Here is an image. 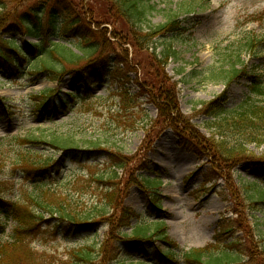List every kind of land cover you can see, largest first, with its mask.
<instances>
[{
	"label": "rangeland",
	"instance_id": "rangeland-1",
	"mask_svg": "<svg viewBox=\"0 0 264 264\" xmlns=\"http://www.w3.org/2000/svg\"><path fill=\"white\" fill-rule=\"evenodd\" d=\"M146 1L156 6L149 16L153 26L166 23L167 16L181 9L192 11L178 18L181 29L151 35L140 44L136 31L112 14L107 0H61L56 8L59 21H64L69 7L80 21L68 33L72 42L84 36L102 48L89 65L95 74L87 83L71 73L58 78L31 71L29 58L16 65V72L0 63V199L15 202L27 186L24 171L35 168L40 159L67 156V169L50 181L62 190H86L82 202L91 204L98 202L102 188L95 176L121 165L124 168L117 172L123 205L149 224L164 220L180 250L212 245L214 251L239 257L237 264H264V203L250 199L256 185L264 188V144L248 145V152L235 161L214 155L210 148L235 143V136L227 139L216 122L218 116H227L225 110H234L251 97L253 83L252 77L244 75L226 88L212 78L237 62L238 68L259 70L264 84V51H258L264 43L258 49L248 46L251 38L264 39V0ZM0 35L6 40L16 38L22 47L39 42L20 32ZM148 45L158 46V52L171 45L178 60H170L163 71ZM47 90L63 96L67 107L56 97L57 110L51 101L46 112L37 111L35 104ZM224 92L227 100L220 102L222 111L206 109ZM73 94L81 99L70 97ZM38 130L73 137L80 151L62 153L26 142L33 137L39 140ZM93 142L99 146L91 147ZM195 146H201L202 157L195 154ZM140 175L160 180L161 186L142 187ZM151 195L159 201V210L151 207ZM135 219L131 226H136ZM41 225L32 247L51 257L49 264H71L73 249L111 241L122 258L128 256L126 264L139 260L142 249L153 255L154 248H166L155 241L129 250L108 225L90 233L58 230L56 222ZM130 227L124 231L129 233Z\"/></svg>",
	"mask_w": 264,
	"mask_h": 264
},
{
	"label": "trees",
	"instance_id": "trees-1",
	"mask_svg": "<svg viewBox=\"0 0 264 264\" xmlns=\"http://www.w3.org/2000/svg\"><path fill=\"white\" fill-rule=\"evenodd\" d=\"M0 0V33H21L39 42L33 45L25 44L16 38L6 40L0 35V63L8 65L17 70L23 60L29 58L33 61L29 68L31 71L47 72L49 75L60 78L63 73L75 74V78L87 83L95 74L89 65L94 63L96 54L101 51V45L91 41L84 36L73 43L68 33L80 25L79 18L75 17L71 8L65 9L64 21H59V11L56 9L61 0ZM111 5L112 14L122 17L132 29L136 31V39L142 44L151 35L160 33H174L181 29L178 18L183 13H190L189 9H181L174 15L167 16V22L153 26L149 20L150 14L156 10V6L150 5L146 0H107ZM26 11L20 12L24 7ZM46 13L48 15H46ZM47 16L46 28L43 25L44 17ZM149 28L146 29L145 26ZM64 27V28H63ZM146 30L148 32H146ZM69 40L71 42H69ZM166 41V40H164ZM264 43V39L251 38L248 46L251 49H258ZM152 49V54L158 64L162 65L165 71L170 60L177 61L178 54L171 45L163 46L158 52V46H147ZM258 51H264L259 49ZM16 56V57H15ZM86 62V63H85ZM85 63L84 68L80 66ZM236 62L231 64L227 70L219 73L218 77L212 79L220 80L226 88L238 81L242 76L248 75L253 78L250 87L251 97L234 110H225L227 116H218L216 125L224 131L228 139L230 135L235 136L234 144L221 142L211 145L214 155L227 161H235L248 152L247 146L251 144H264V84L260 82L259 70L238 68ZM181 73H184V69ZM41 99L35 106L41 114L46 112L54 100L58 97L60 103L66 108L67 100L58 95L55 90H47L41 94ZM72 98L81 99L80 95L73 94ZM227 95L224 92L216 101L206 105V109L215 112L221 110L220 102L226 101ZM53 105V106H54ZM55 110L58 107L55 105ZM223 113H221L222 115ZM216 119V118H215ZM39 140H26L32 144H42L54 148L62 153L80 151L73 137L59 136L56 133L44 134L38 130ZM95 148L99 144L90 143ZM201 146H195V154L202 157ZM87 153L93 154L94 151ZM67 157V156H66ZM66 157L59 159L46 157L40 159L33 169L24 171V180L27 186L19 193L15 202L0 199V238L7 236V240H0V264H49L51 257L45 253L35 252L32 247V239L36 237L43 223H58V230H76L80 233H90L99 225H108L116 230V238L121 239L127 248L132 250L136 244L147 242H160L166 248L161 250L154 248L153 255H149L147 249H142L141 258L133 264H237L239 257H234L224 250L212 249L215 246L207 245L204 248L182 251L170 239L166 222L162 219L147 222L141 216L133 215L132 211L123 205V196L119 186L118 169L124 168L116 165L114 171H106L104 174L96 175V182L101 188L98 202L87 204L82 202V195L86 190H62L54 185L50 179L53 175H59L67 169ZM68 159V157H67ZM139 181L142 187L157 190L161 181L140 175ZM1 189V188H0ZM74 193H79L77 196ZM82 194V195H81ZM151 198V207L160 209L159 201ZM251 200L259 199L264 203V188L256 185ZM45 215H48L46 219ZM135 217L136 226H131L132 218ZM11 223V224H10ZM11 226L10 232H7ZM131 226V227H130ZM130 227V232L125 228ZM95 235H97L95 233ZM71 264H126L128 256L122 258L121 251L111 244L103 243L96 245H83L69 252Z\"/></svg>",
	"mask_w": 264,
	"mask_h": 264
}]
</instances>
